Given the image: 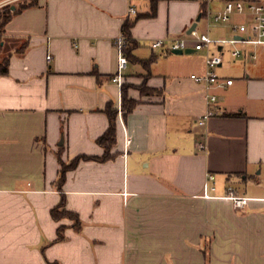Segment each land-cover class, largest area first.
<instances>
[{
	"label": "crops",
	"instance_id": "obj_1",
	"mask_svg": "<svg viewBox=\"0 0 264 264\" xmlns=\"http://www.w3.org/2000/svg\"><path fill=\"white\" fill-rule=\"evenodd\" d=\"M5 2L0 13L35 5L13 14L0 51L10 56L0 75V264H264V46L212 43L223 57L216 72L233 82L210 89L216 113L200 125L206 89L191 75L206 73V52L169 45L198 30L209 0H158L155 12L151 0H133L131 16L129 0ZM237 16L201 33L237 36L233 23L246 20ZM128 21L123 84L143 86L127 87L138 104L124 115L112 77ZM108 106L116 137L100 160ZM232 196L249 201L237 208Z\"/></svg>",
	"mask_w": 264,
	"mask_h": 264
},
{
	"label": "built area",
	"instance_id": "obj_2",
	"mask_svg": "<svg viewBox=\"0 0 264 264\" xmlns=\"http://www.w3.org/2000/svg\"><path fill=\"white\" fill-rule=\"evenodd\" d=\"M18 0H6L5 4H10ZM137 13L136 4L133 0H129L128 6V16ZM233 15H241L246 18L241 22L233 23V31L237 36H233L230 39H213L208 33H200L196 28L191 30L186 37H179L174 39L170 45L169 49L174 50H186L189 48V42H194V48L196 50L204 49L206 52V73L203 75L192 74L191 78L200 84H204L206 89V100L208 103V109L205 114L202 115L201 119L198 121L200 125H203L206 120L216 113V109L213 104L218 101V96L212 92L210 89L215 86H225L226 84H232L233 79H223L221 78L216 69L222 64L223 57L222 54H216L212 51V43H217L218 45H223L226 42L236 44V43H250L255 45L264 46V0H229L226 2L224 8L221 10L209 13V22H226L229 21ZM166 39H157L152 43L153 48H158L166 44ZM126 42V36L124 33L120 34L116 40L115 45L118 49V71L112 80L117 82L120 86L123 84V72L128 64V59L124 53V45ZM234 57H239L242 55L241 49L235 48L232 51ZM256 58V54L251 55ZM52 56L48 55V60H51ZM129 142V139L127 140ZM201 148H204V144H200ZM209 180H213L214 176L209 175ZM209 183L206 182L205 190L208 191ZM214 188V187H213ZM235 207H243L249 201L246 196H232Z\"/></svg>",
	"mask_w": 264,
	"mask_h": 264
},
{
	"label": "trees",
	"instance_id": "obj_3",
	"mask_svg": "<svg viewBox=\"0 0 264 264\" xmlns=\"http://www.w3.org/2000/svg\"><path fill=\"white\" fill-rule=\"evenodd\" d=\"M158 0H151L152 4V10L155 12L156 7H157ZM35 5V2H29V3H23L20 5L16 10H11V5H7L4 7V9L0 13V51L4 47V34H5V27L7 23L11 20L12 16L14 13H17L29 6ZM203 12L201 15L204 14V9H205V3L202 4ZM134 24V21H128L123 25V33L126 36V43L124 45V53L127 57V59H131V54L129 52V45L133 43V40L131 38V28ZM9 60L10 56L7 55L3 57V59L0 60V75H6L9 72ZM138 104V101L129 97L127 93V87L122 84V109L124 115L127 113L131 112L135 106ZM106 113L109 116L110 119V124L106 132L98 139V142L102 144L105 148V153L102 157L98 158L100 160L107 159L110 156L109 149L113 145L116 137V116H117V110L114 109L112 106H108L106 108ZM88 156L86 155H81L76 157L74 160H72L69 164H63V170L65 171L68 168H72L78 164L80 159L87 158ZM62 170V174L60 175V184L64 180V174L65 172ZM63 206V204L60 205V207ZM52 215L56 219H60L63 216H69L72 219H74V226L75 227H80L81 226V221L78 217V215L72 211H69L65 208H54L52 210ZM64 234L62 232V227H59V233L57 237V241H60L64 239Z\"/></svg>",
	"mask_w": 264,
	"mask_h": 264
},
{
	"label": "rangeland",
	"instance_id": "obj_4",
	"mask_svg": "<svg viewBox=\"0 0 264 264\" xmlns=\"http://www.w3.org/2000/svg\"><path fill=\"white\" fill-rule=\"evenodd\" d=\"M209 2H210V6H209V8H208V11H209V13H214V12H217V11H219V10H221V9H217V2H218V0H209ZM240 17L239 16H237V15H233L232 16V19H239ZM208 24H209V16H208V13H207V15L206 16H204L201 20H200V23H199V25H198V30H199V32L201 33V32H205L206 31V29H207V27H208ZM218 24H220V22H215V21H212L211 22V29H213V27H215V26H219ZM228 48V47H227ZM126 87H137V88H140V87H142L143 86V84H141V85H135V84H132V83H128V84H126L125 85Z\"/></svg>",
	"mask_w": 264,
	"mask_h": 264
},
{
	"label": "water",
	"instance_id": "obj_5",
	"mask_svg": "<svg viewBox=\"0 0 264 264\" xmlns=\"http://www.w3.org/2000/svg\"><path fill=\"white\" fill-rule=\"evenodd\" d=\"M200 19V18H199ZM196 28V23L195 24H193V26L190 28V30H189V32L191 31V30H193V29H195ZM192 50H190V49H186V50H174L173 52L174 53H177V54H182V53H189V52H191Z\"/></svg>",
	"mask_w": 264,
	"mask_h": 264
}]
</instances>
